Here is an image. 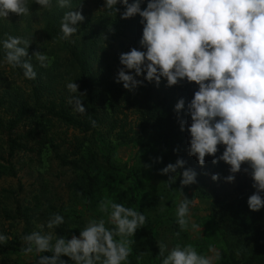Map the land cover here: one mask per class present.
<instances>
[{
	"label": "clouds",
	"instance_id": "clouds-1",
	"mask_svg": "<svg viewBox=\"0 0 264 264\" xmlns=\"http://www.w3.org/2000/svg\"><path fill=\"white\" fill-rule=\"evenodd\" d=\"M142 2L119 0L125 8L121 19L141 17L143 30L139 44L144 51L132 48L120 55L122 68L116 82H122L124 89L132 91L143 84L135 77L146 74L144 80L157 86L161 78L166 79L168 86L182 80L198 85L187 106L191 118L189 155L195 156L203 166L206 155L214 157L218 146L223 145V154L212 163L219 160L230 166V174L225 178L229 183L241 171V165L247 163L256 189L247 204L251 211H259L264 207L260 195L264 192V0H148L146 8L141 10ZM35 3L43 9L52 7V0H35ZM117 3L118 0H105L108 15H116ZM57 5L71 8V0H57ZM10 13L29 15L27 0H0V18L6 19ZM83 20L80 12L67 11L61 20L60 39L76 34ZM29 44L27 39L9 36L3 41L4 62L22 68L26 79L35 80L37 73L31 58L25 60ZM34 56L41 67L49 66L46 55L36 52ZM66 87L72 93L69 103L75 105L74 110L85 113L84 94L78 93V85L69 82ZM184 107L181 98L174 110L179 114ZM185 123L180 120L181 131ZM92 125L95 126V121ZM184 164L178 159L163 168L161 174L176 173ZM181 175L182 186L195 183L196 173L192 169L184 170ZM218 178V174L212 176L213 181ZM175 179L174 175L169 177L168 187ZM191 203L183 198L176 209L180 229L176 237L189 226L194 232L201 231L198 224L190 222ZM99 211L106 214L107 220L89 219L79 237L73 235L71 239L45 231L64 223L62 215L53 214L38 226V231L22 237L26 245L22 254L35 252L39 258L37 264H65L61 256L69 257L74 264H129L133 236L145 226L147 217L111 198L100 201ZM9 239L0 234V244ZM208 251L212 255L199 254L192 244L177 243L170 251L165 244L159 245L161 264H216L221 259L220 251L214 245ZM48 252L53 255H41ZM147 255L150 253H139L138 264Z\"/></svg>",
	"mask_w": 264,
	"mask_h": 264
},
{
	"label": "rangeland",
	"instance_id": "rangeland-1",
	"mask_svg": "<svg viewBox=\"0 0 264 264\" xmlns=\"http://www.w3.org/2000/svg\"><path fill=\"white\" fill-rule=\"evenodd\" d=\"M27 2L29 15L10 13L6 19L0 18V96L4 103L19 99L27 100L31 97L32 80L24 77L22 68H13L4 62L6 50L3 48V41L9 36L30 41L28 57H25V60L31 58L30 62L37 74L44 70L53 73L54 81L49 83V86L57 96L62 89L69 91L66 86L71 82L72 69L63 65V58L68 48V45L64 47V44L68 41L78 39L81 35L86 37L92 30L98 31L105 57L104 68L116 78L118 70L122 68L120 55L135 48L133 41L136 38H142L141 17L136 15L129 19H121L118 14L108 15L104 10L105 0H71V8H60L57 0H52V7L49 9L41 8L35 0H27ZM147 2L148 0H143L141 10L146 8ZM70 10L80 12L84 17L83 22L78 24L77 33L68 39L51 37L48 31L50 26H57L61 30L63 15ZM36 52L48 57L47 68L39 65V61L34 56ZM4 112L2 108L0 114L7 116ZM186 112L188 113V107ZM190 125L191 118L187 120L182 144L186 163L201 175L206 185L217 191L218 200L231 199L235 193L236 183L244 181L249 175L250 166L247 163L242 164L241 171L235 174L234 181L226 182L225 178L230 174V166L219 160L216 164L212 163L213 159L223 154L225 150L223 145L218 146L214 157L206 155L205 163L201 166L195 156L189 155ZM58 128L63 130V127ZM66 133L68 136L77 134L71 129ZM94 138L96 140L94 150L97 155H107L110 163L119 171L114 181L110 185L101 187L90 200H84L70 190V183L76 180L78 173L61 166L51 146L47 145L38 156L31 153L18 154L11 160L14 176H0V234L10 238L5 243L7 251L0 254V264H37L39 258L35 252L22 254V249L26 246L22 239L24 235L38 231L40 224L46 223L53 214H60L64 217L62 224L65 230L64 238L71 239L73 235L79 237V232L89 219L107 220L106 214L99 211L100 201L105 198H111L126 207H134L147 217L145 227L151 229L158 252L155 256H145L139 264H161L159 257L161 243L167 246L168 251L177 243L192 244L199 254L209 256L212 255L208 251L209 246L214 245L221 253V259L216 264H226L222 257L224 245L211 219L210 198L194 197L191 189L181 185L180 174L176 175L172 190L167 191L161 174L162 167L151 146L142 148L132 144L108 146L100 141L97 134ZM217 174L219 178L213 181L212 176ZM183 198L192 201L190 222L198 224L201 231L194 232L189 226L187 231L181 232L180 236L176 237L175 233L180 231L176 223V209ZM162 206L163 211H161ZM106 226L111 227V225ZM45 231H53L57 237L62 236L56 229H45ZM133 240L132 255L128 260L129 264H138L137 255L147 251L135 234ZM41 255L51 257L53 253Z\"/></svg>",
	"mask_w": 264,
	"mask_h": 264
},
{
	"label": "trees",
	"instance_id": "trees-1",
	"mask_svg": "<svg viewBox=\"0 0 264 264\" xmlns=\"http://www.w3.org/2000/svg\"><path fill=\"white\" fill-rule=\"evenodd\" d=\"M115 7L119 9L116 15L121 16L125 8L119 0ZM48 31L51 37L62 36L57 26H50ZM140 40L133 41L134 47L144 51ZM66 45L63 65L72 69L70 80L78 85V93L84 94L82 106L86 112L82 114L74 110L75 105L69 103L72 96L69 91L62 89L58 96L54 94L49 86L54 76L47 70L32 80L29 99L4 103L0 96V111L3 108L7 115L0 114V176H14L11 160L18 154L38 156L49 145L61 166L78 173L76 180L70 183V190L76 196L90 200L101 187L110 185L119 171L107 155L99 156L95 152V134L108 146H151L162 169L182 159L185 162L183 168L163 175L167 191L172 190L173 183L169 187L167 184L170 176L181 175L186 169L195 171L186 163L182 144L186 123L190 119L186 109L198 85L182 80L168 86L166 79L161 78L157 86L155 82L145 81L146 74H141L135 78L143 81L142 86L129 91L123 88L122 82H116L118 76L113 78L105 70L98 31L92 30L88 36L81 35L68 41L64 47ZM181 98L185 107L177 114L174 109ZM180 120L186 122L184 131L180 130ZM68 129L80 136H68ZM251 171L249 167V175L236 183L234 196L226 201L218 200L217 191L206 185L196 171L195 183L185 186L192 190L194 197L211 199V219L223 242L222 257L226 264H264V207L253 212L247 204L248 198L256 191ZM260 195L264 199V192ZM56 231L65 237L62 225ZM135 235L151 256L157 255L150 228L143 226ZM6 251L7 246L0 244V254ZM60 259L65 264H74L69 257L61 256Z\"/></svg>",
	"mask_w": 264,
	"mask_h": 264
}]
</instances>
